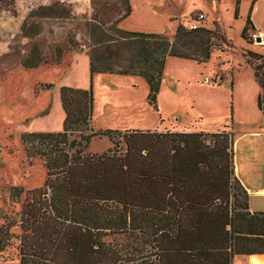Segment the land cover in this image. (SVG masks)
Here are the masks:
<instances>
[{"label":"trees","instance_id":"16d2710c","mask_svg":"<svg viewBox=\"0 0 264 264\" xmlns=\"http://www.w3.org/2000/svg\"><path fill=\"white\" fill-rule=\"evenodd\" d=\"M255 1L240 33L243 40L254 30ZM239 4L236 0L235 19ZM129 15L126 6L118 22ZM32 25L23 31H37ZM111 29L112 35L90 49V79L96 73L143 77L155 111L166 58L205 63L223 41L218 31L202 26L179 25L172 41L161 34ZM118 46L134 49L123 62L116 61ZM60 51L56 48L57 61ZM242 53L260 88L256 104L264 115V54ZM41 61L33 45L21 65L34 68ZM59 101L65 114L61 131L20 136L45 157L47 171L43 189L10 188L13 201L23 195L20 264L33 257L49 264H102L110 257L104 239L111 234L135 236L153 248L151 264H233L236 255H264V211L249 210L247 192L234 176L230 132L106 129L82 134L92 118L91 86H60ZM76 133L78 140L69 139ZM96 136L107 137L112 148L83 153Z\"/></svg>","mask_w":264,"mask_h":264},{"label":"rangeland","instance_id":"374dc122","mask_svg":"<svg viewBox=\"0 0 264 264\" xmlns=\"http://www.w3.org/2000/svg\"><path fill=\"white\" fill-rule=\"evenodd\" d=\"M252 1L240 0L235 19L236 0H0V264H20L18 222L23 195L20 202L13 201L10 188L20 187L24 192L43 189L47 179L45 157L30 149L20 136L62 130L60 86H91L92 118L82 134L106 129L224 130L233 134L235 155L245 152L248 139L240 136L252 130L264 132V115L256 107L260 89L242 53L264 54V38L253 30L248 31L246 40L240 37ZM126 6L130 15L118 22ZM255 21L264 36V18ZM31 24L37 31L25 33L24 28ZM179 25L216 30L223 41L205 63L166 58L157 111L148 102L143 77L96 73L90 79V49L95 41L112 35L111 28L161 34L172 41ZM256 37L262 42H256ZM33 45L42 61L25 68L21 62ZM56 48L61 49L58 61ZM133 50L118 46L116 61L123 62ZM36 124L40 128L32 130ZM73 138L78 140L79 134L69 137ZM111 148L107 137L96 136L83 153ZM253 153L264 161V136L253 138ZM258 171L264 172V167ZM255 202L264 204V198ZM252 208L258 207L252 204ZM104 240L110 257L102 264L153 262L148 255L153 248L135 236L111 234ZM236 260L249 264L248 256ZM27 263L49 264L34 257Z\"/></svg>","mask_w":264,"mask_h":264},{"label":"crops","instance_id":"0c3cea01","mask_svg":"<svg viewBox=\"0 0 264 264\" xmlns=\"http://www.w3.org/2000/svg\"><path fill=\"white\" fill-rule=\"evenodd\" d=\"M251 18H253V21H252L253 26H254L253 34L258 33L259 35H261L264 38L263 33L260 30H257V28H256L257 25H256V21H255V20L260 21L264 18V0H256L254 2L253 8L251 11ZM125 19H123V20H125ZM263 41H264V39H263ZM262 43L264 45V42H262ZM259 91L257 93V96L259 94ZM256 99H257V97H256ZM256 107H257V104H256ZM64 117H65V114L63 112V119H64ZM63 119H62V122H63ZM61 126H62V123H61ZM54 127H55L54 125L51 126V128H54ZM39 128H40L39 125L36 124L31 129L35 130V129H39ZM53 131H57V130L53 129ZM232 136H233V134H232ZM258 136H264V132H261L258 130L257 131L252 130V131L245 132L240 136L243 140H245L246 138L248 139L247 140L248 146L246 147L245 152H243V154L240 157L235 155V152L233 150L234 140H233V148H232L234 176L237 178V180L240 182V184L246 190L247 195H248L249 210L252 212L253 211H264V204L263 203H258V202L253 203L254 199H256V198H264V172L259 173V171H258V169L264 167V161L259 160V158L256 156L257 153H253V138H256ZM252 204H253V207L256 206L258 208L253 209ZM252 256H254V255L248 256L249 257V260H248L249 264H252V262H250V259ZM255 256H258V255H255ZM237 257L242 258L243 256H240V255L234 256L232 258L233 264H241V262H239V260H236ZM258 257H260V260H261L260 264H264V255H259ZM4 260L5 259H3L2 261H4Z\"/></svg>","mask_w":264,"mask_h":264},{"label":"bare ground","instance_id":"6f19581e","mask_svg":"<svg viewBox=\"0 0 264 264\" xmlns=\"http://www.w3.org/2000/svg\"><path fill=\"white\" fill-rule=\"evenodd\" d=\"M258 256L254 255V256L251 257L252 264H260L261 260H260V257H258Z\"/></svg>","mask_w":264,"mask_h":264},{"label":"water","instance_id":"95a60500","mask_svg":"<svg viewBox=\"0 0 264 264\" xmlns=\"http://www.w3.org/2000/svg\"><path fill=\"white\" fill-rule=\"evenodd\" d=\"M256 42L261 43L262 42L261 38L260 37H256Z\"/></svg>","mask_w":264,"mask_h":264},{"label":"built area","instance_id":"2783aa9c","mask_svg":"<svg viewBox=\"0 0 264 264\" xmlns=\"http://www.w3.org/2000/svg\"><path fill=\"white\" fill-rule=\"evenodd\" d=\"M198 17H199V19H203V15H201V14Z\"/></svg>","mask_w":264,"mask_h":264}]
</instances>
